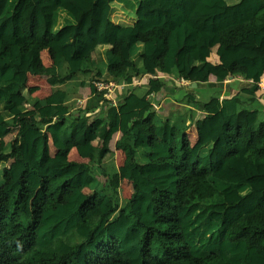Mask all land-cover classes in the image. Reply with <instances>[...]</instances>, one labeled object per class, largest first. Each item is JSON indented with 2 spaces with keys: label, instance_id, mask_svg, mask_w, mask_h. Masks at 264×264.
Instances as JSON below:
<instances>
[{
  "label": "trees",
  "instance_id": "1",
  "mask_svg": "<svg viewBox=\"0 0 264 264\" xmlns=\"http://www.w3.org/2000/svg\"><path fill=\"white\" fill-rule=\"evenodd\" d=\"M96 8L102 12L92 46L85 29ZM29 9L39 26L31 36L23 26ZM191 53L198 59L189 66ZM107 54L109 77L131 86L153 76L151 93L164 87L159 76L175 74L196 83L215 77L220 90L241 76L257 94L264 81V0H5L0 140L14 129L16 135L0 152V163L4 156L15 160L0 176V264H264V122L258 124V111L241 109L239 94L221 99L215 92L201 106L207 115L197 124L196 144L169 120L155 125L150 106L120 116L111 108L105 122L92 121L89 105L69 124L59 92L49 115L23 111L6 119L18 97L36 91L27 88L29 75L53 86L81 74L103 80L96 62ZM185 100L198 104L191 93ZM117 128L116 146L131 160L106 191L88 194L91 166L71 161L70 152L102 165L112 150L92 140ZM213 147L224 151L217 166ZM139 149L148 152L144 164L135 161ZM123 180L133 192L121 204Z\"/></svg>",
  "mask_w": 264,
  "mask_h": 264
},
{
  "label": "crops",
  "instance_id": "2",
  "mask_svg": "<svg viewBox=\"0 0 264 264\" xmlns=\"http://www.w3.org/2000/svg\"><path fill=\"white\" fill-rule=\"evenodd\" d=\"M5 3V0H0V7ZM32 9H29L23 19V26L26 34L31 36L32 32L38 31L39 26L36 23L35 17L32 16ZM101 10L96 8L92 12L90 21L85 29V35L90 41L91 45L94 46L97 43V36L100 28ZM94 15V18H93ZM35 23V24H34ZM218 46L212 48V62L216 63L220 61ZM110 54L105 55V58L96 62V67L101 69V76L103 80H114L109 77L107 73V59ZM42 59L45 66L50 67L52 61L48 53L42 52ZM198 59V54L191 53L187 58V63L190 66L195 60ZM153 76H142L136 80L134 85H128L124 81H118L119 86L109 98H104L102 95L95 96L92 88L93 74H81L73 80L58 85H50L46 78L42 76H28L27 88L36 89L33 94L24 93L23 96L18 97L15 100L16 107L12 112L4 113L6 119L12 122L13 118L22 113L23 111H30L31 113H38L44 116L50 114L51 104H55L51 97L55 93H64L65 100L63 106L67 108V118L69 124L72 118L79 115L81 111L87 110L89 105L94 108L91 114L92 121H105L108 122V112L111 108L119 109V116L124 113L142 109L146 106L152 108L154 113V123L157 126L163 125L167 120L178 129L185 131L189 136L193 144L198 142V122L202 121L206 117V113L201 110V106L206 103L202 102L199 97V89L203 88H218L219 83L215 77H211L208 83H196L192 81L184 80L175 74L168 76H159V79L164 83V87L160 92H150V80ZM116 81V80H115ZM196 84V87L194 86ZM250 82L244 80L243 77H230L224 81L221 85V99L230 97L234 94H239L241 99V109L256 110L258 111V124L264 122V81L260 84L261 91L257 94H253L250 89ZM194 94L198 101V104H191L185 100L186 94ZM51 100V101H50ZM82 100L83 105L80 106L78 101ZM3 104H0V111H3ZM119 119V117H118ZM45 128V127H44ZM16 135V129L3 139L0 140V146L7 144L10 140H13ZM71 135V126H68L66 138ZM120 133L117 128L115 131H110L106 138L100 139L95 137L92 140V145L96 148H102L106 146L110 148L112 152L106 156L105 161L102 165H99L96 161H90L89 159H83L79 156L76 149H72L69 155L71 161L77 163H88L91 166L92 172L97 182L96 187L101 186L99 183V174L104 173L106 175L107 182L109 178L118 173L119 169L130 162L128 157L127 149H118L116 144L118 142ZM211 147H207L203 150L202 155H206ZM51 156L54 157L58 150L50 145ZM147 150L139 149L135 161L139 163L147 162ZM224 151L223 149L213 147V163L219 165ZM143 161V162H140ZM216 161V162H215ZM2 162H4L2 160ZM6 165L2 168L13 167L15 160H5ZM5 168V169H4ZM112 174L111 176H109ZM94 182V184H95ZM126 186L130 193L128 199L132 195V184L123 180L121 187ZM95 188V189H97ZM93 192V191H92ZM90 192V193H92ZM126 199V200H128Z\"/></svg>",
  "mask_w": 264,
  "mask_h": 264
},
{
  "label": "rangeland",
  "instance_id": "3",
  "mask_svg": "<svg viewBox=\"0 0 264 264\" xmlns=\"http://www.w3.org/2000/svg\"><path fill=\"white\" fill-rule=\"evenodd\" d=\"M93 18H94V15H93ZM216 89L217 88H208V89L203 88L202 90L199 89L198 92H199V97L201 98V101L202 102H207L214 95L215 92L218 93L219 91H221L220 88H218L217 90ZM250 110H252V109H250ZM12 141L13 140H10L9 142H6L7 144H5L3 146H0V152L7 153L10 150L9 149L10 148V143ZM2 160L4 162L0 163V176H2L3 173H4L3 172L4 170H2V168L6 165L5 160H7V158L4 156V157H2ZM140 162H143V161H140ZM111 175L112 174H110L109 176H111ZM98 177H99L98 185L101 186V189H98L100 187H98V188L96 187L97 182H95V184H93L90 188L86 189V193L90 194V192H92L94 190L102 191V190L105 189V191H106L107 187L109 186V184L107 182V179L105 178L106 175L104 173H102V174H99ZM0 179H1V177H0ZM13 187H14V185H13ZM95 188H97V189H95ZM129 193H130V191H129V189L126 186L123 185L122 187H120V189L118 190V196H119V199L121 201V204H124L126 202V199H128ZM109 194L111 196H115L112 192L111 193L109 192ZM77 239L80 240L79 237H77Z\"/></svg>",
  "mask_w": 264,
  "mask_h": 264
},
{
  "label": "built area",
  "instance_id": "4",
  "mask_svg": "<svg viewBox=\"0 0 264 264\" xmlns=\"http://www.w3.org/2000/svg\"><path fill=\"white\" fill-rule=\"evenodd\" d=\"M263 84V82L261 83ZM93 87L97 91V93L101 94L104 98H109L113 92L121 86L118 81L115 80H96L92 82ZM78 104L80 106L83 105V101L79 100Z\"/></svg>",
  "mask_w": 264,
  "mask_h": 264
},
{
  "label": "water",
  "instance_id": "5",
  "mask_svg": "<svg viewBox=\"0 0 264 264\" xmlns=\"http://www.w3.org/2000/svg\"><path fill=\"white\" fill-rule=\"evenodd\" d=\"M194 86L196 87V84Z\"/></svg>",
  "mask_w": 264,
  "mask_h": 264
}]
</instances>
